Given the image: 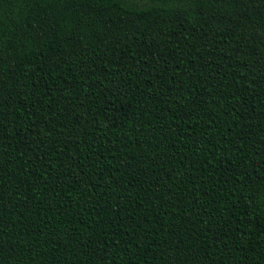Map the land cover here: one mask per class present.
<instances>
[{"label":"trees","instance_id":"obj_1","mask_svg":"<svg viewBox=\"0 0 264 264\" xmlns=\"http://www.w3.org/2000/svg\"><path fill=\"white\" fill-rule=\"evenodd\" d=\"M0 264H264V0H0Z\"/></svg>","mask_w":264,"mask_h":264}]
</instances>
